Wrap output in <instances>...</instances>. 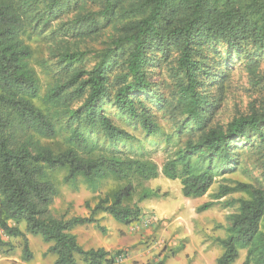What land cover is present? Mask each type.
I'll return each instance as SVG.
<instances>
[{"label":"trees","instance_id":"trees-1","mask_svg":"<svg viewBox=\"0 0 264 264\" xmlns=\"http://www.w3.org/2000/svg\"><path fill=\"white\" fill-rule=\"evenodd\" d=\"M87 1L0 0V229L23 239L26 261L33 257L31 234L49 244L54 264H78V258L117 264L106 248L80 244L74 228L95 223L105 232L100 213L127 225L138 221L140 203L163 195L159 185H147L161 175L180 179L185 197H201L226 169L236 168L239 140L264 142V110L215 121L236 58H245L253 72L264 57V0H91L101 4L98 13L79 12L60 23ZM104 22L117 34L91 65L85 51H53L58 70L43 97L47 109L39 107L32 38L74 28L85 38ZM107 105L145 135L163 138L174 154L159 166L151 150L130 147L136 135ZM160 111L173 122L169 132ZM56 169L67 170L66 181L82 177L93 190L109 179L121 185L93 206L86 202L88 215L67 217L53 208L59 188L50 172ZM238 191L250 197L237 200L216 264H233L241 249L242 264H264V189L220 184L214 198ZM0 246L11 249L12 242L0 236Z\"/></svg>","mask_w":264,"mask_h":264},{"label":"rangeland","instance_id":"rangeland-1","mask_svg":"<svg viewBox=\"0 0 264 264\" xmlns=\"http://www.w3.org/2000/svg\"><path fill=\"white\" fill-rule=\"evenodd\" d=\"M100 6L99 2L88 0L84 8L73 7L63 16L61 22L56 20L53 26L59 22H71L70 20L79 12L98 13ZM116 34L117 31L112 24L104 22L100 32L85 38L78 37L75 28L67 34L61 31L53 32L46 38L38 34L33 37L30 41L34 50L31 64L41 80L40 94L34 100L35 103L47 109L43 97L55 81L54 71L58 70L57 57L53 56V51L62 47H68L70 51H85L88 65H91L98 53ZM53 35L57 37L54 38ZM236 61L223 90L215 121L226 123L235 116L264 110V57L260 61L259 68H254L253 72L246 67L245 58L243 61L236 58ZM168 81L170 82V78ZM170 93L167 89V95ZM106 108L120 125L136 135L137 140L131 142L130 147L151 150L159 166L174 154L173 147L168 148L163 138L145 135L140 127H132L113 106L107 105ZM158 114L162 128L168 132L172 130L173 122L170 117L168 115L162 117L161 111ZM238 154L236 168L226 169L218 176L209 191L201 197H185L182 194L180 179H170L161 175L155 181L147 182L149 186L159 185L163 195L140 203L143 216L138 221L127 225L116 221L107 213H100L99 224L105 228V232H102L95 223L77 227L80 243L85 248L109 249L116 257L117 264H150L161 260L164 264H216L224 251L219 239L227 236L230 216L238 211L237 200L250 197V191H238L221 199H215L214 194L218 192L220 184L234 185L237 182H245L264 189V142L258 143V139L255 138L239 140ZM66 175V169L50 172L51 179L59 188V195L54 201L53 208L57 213H64L67 217L88 215L90 211L86 207V202H90L93 206L101 196L111 194L121 185L118 181L109 179L103 182L98 190H93L82 177L74 181H66ZM209 201L214 203L206 210H199L200 205ZM35 236L39 238H33L29 246L36 253H43L47 243L40 235ZM12 243L13 248L23 250L22 238ZM2 248L7 250L6 246ZM117 251H120L119 255H116ZM47 254L46 251L44 255ZM245 257L246 250L241 249L239 257L233 264H242ZM78 264H84L80 258Z\"/></svg>","mask_w":264,"mask_h":264},{"label":"crops","instance_id":"crops-1","mask_svg":"<svg viewBox=\"0 0 264 264\" xmlns=\"http://www.w3.org/2000/svg\"><path fill=\"white\" fill-rule=\"evenodd\" d=\"M81 226H84V225L76 226L74 228L73 232L77 234L76 228L77 227L79 228ZM21 228L24 229V225H21ZM0 231H1L0 236L3 237L4 240L15 242V240L19 241L21 239V237L9 238L8 236H6L3 233V231L1 229H0ZM77 236H78V234H77ZM33 238H39V237H37L35 235L28 234L29 244L32 242ZM78 240H79V237H78ZM12 245H14V244L12 243ZM48 247H49V245L47 243V246L43 249V253H41V252L36 253L34 250H32L30 248L32 253H33V257L30 261H26L24 259V256H23V250H19L15 247L14 248L12 247L11 249L5 250L4 248H2V246H0V249L2 248L0 251L3 252V253H0V264H54L57 256H54V254H52V253H48L47 255H44V253H46ZM90 248H98V247H90ZM86 249H88V248H86ZM107 250H109V249H107ZM17 251H18V254H17Z\"/></svg>","mask_w":264,"mask_h":264},{"label":"built area","instance_id":"built-area-1","mask_svg":"<svg viewBox=\"0 0 264 264\" xmlns=\"http://www.w3.org/2000/svg\"><path fill=\"white\" fill-rule=\"evenodd\" d=\"M115 260H116V257H115ZM115 263H117V261H115Z\"/></svg>","mask_w":264,"mask_h":264}]
</instances>
